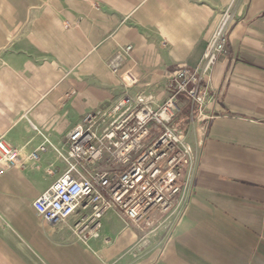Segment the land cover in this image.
<instances>
[{
	"label": "crops",
	"instance_id": "0c3cea01",
	"mask_svg": "<svg viewBox=\"0 0 264 264\" xmlns=\"http://www.w3.org/2000/svg\"><path fill=\"white\" fill-rule=\"evenodd\" d=\"M165 3L166 13L154 9L145 20L148 30L127 38V66L139 78L127 90L154 104L169 95L173 70L200 62L223 11L232 13L224 50L202 79L214 90L205 116L182 97L174 117L196 156L185 210L169 231L144 235L109 209L99 235L86 241L74 230V214L45 220L33 201L66 169L67 134L101 97L67 103L56 116L34 110L27 115L33 128L23 120L4 132L25 157L0 176V264H264V0ZM101 96L110 100L107 91Z\"/></svg>",
	"mask_w": 264,
	"mask_h": 264
},
{
	"label": "built area",
	"instance_id": "2783aa9c",
	"mask_svg": "<svg viewBox=\"0 0 264 264\" xmlns=\"http://www.w3.org/2000/svg\"><path fill=\"white\" fill-rule=\"evenodd\" d=\"M231 17L230 9H225L196 67L181 66L172 72L169 96L160 104L151 106L149 95L125 93L112 108L117 114L101 136L93 130L98 113H90L87 124L71 129L66 169L33 201L45 220L53 223L74 214V230L85 241L99 235L109 209L123 214L143 233L147 229L169 231L175 225L187 206L196 165L194 151L172 120L180 107L178 95L205 116L214 90L202 79L224 50ZM122 79L130 86L138 80L130 68L123 70ZM29 156L36 159L38 150ZM19 160V149L0 139V176L4 165H16ZM100 160L125 168H97L85 175L78 167Z\"/></svg>",
	"mask_w": 264,
	"mask_h": 264
},
{
	"label": "rangeland",
	"instance_id": "374dc122",
	"mask_svg": "<svg viewBox=\"0 0 264 264\" xmlns=\"http://www.w3.org/2000/svg\"><path fill=\"white\" fill-rule=\"evenodd\" d=\"M165 2L169 0H0V129H4L0 139L6 140L4 132L28 121L27 115L34 110L56 116L65 104L82 106L92 95L93 101L103 99L90 109L98 113L93 130L101 136L117 114L112 113L114 105L139 80L137 75V82L130 86L122 79L123 70L132 69L127 66L133 56L128 35L148 30L142 27L149 24L145 20L153 17L154 9L166 13ZM104 91L112 101L104 100ZM79 95L83 102H74ZM182 97L178 95L179 100ZM161 102L154 104L151 96L149 103L155 107ZM88 115L81 125L87 124ZM22 155L16 165H4L3 174L9 167L22 166ZM78 167L85 175L97 168H125L101 160ZM3 188L10 190V183ZM157 231L147 229L144 235Z\"/></svg>",
	"mask_w": 264,
	"mask_h": 264
}]
</instances>
